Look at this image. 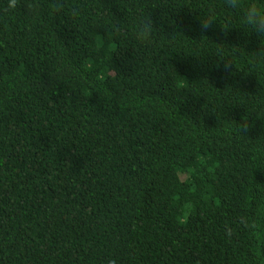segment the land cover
Segmentation results:
<instances>
[{
  "label": "trees",
  "instance_id": "16d2710c",
  "mask_svg": "<svg viewBox=\"0 0 264 264\" xmlns=\"http://www.w3.org/2000/svg\"><path fill=\"white\" fill-rule=\"evenodd\" d=\"M209 11L0 0V264H264V54Z\"/></svg>",
  "mask_w": 264,
  "mask_h": 264
},
{
  "label": "clouds",
  "instance_id": "9594fccd",
  "mask_svg": "<svg viewBox=\"0 0 264 264\" xmlns=\"http://www.w3.org/2000/svg\"><path fill=\"white\" fill-rule=\"evenodd\" d=\"M22 0H7L8 13H14L21 7ZM223 7L233 10L236 16L228 17L224 22H218V17L214 11H209L199 17V23L202 30H207L210 25L218 24L222 29L232 30L238 29L245 35L255 34L260 42L261 51L264 54V0H222ZM29 10L33 9L32 4H27ZM132 25V35L135 42L139 45L146 46L154 43V21L151 14L140 12L139 15L129 13ZM97 49L101 43L100 37L96 38ZM91 61L85 60L81 64L80 71L77 75H82L83 70L91 68ZM180 223H184L185 219L181 217ZM257 240L264 242V236L257 234ZM116 264V261H111Z\"/></svg>",
  "mask_w": 264,
  "mask_h": 264
}]
</instances>
